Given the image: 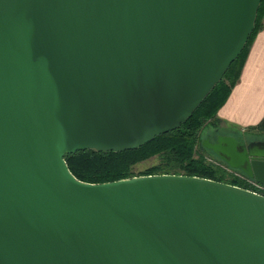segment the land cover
<instances>
[{"label": "water", "instance_id": "water-1", "mask_svg": "<svg viewBox=\"0 0 264 264\" xmlns=\"http://www.w3.org/2000/svg\"><path fill=\"white\" fill-rule=\"evenodd\" d=\"M262 0H0V264H264V196L185 175L85 183L65 156L180 128ZM203 146L264 185V144Z\"/></svg>", "mask_w": 264, "mask_h": 264}, {"label": "trees", "instance_id": "trees-1", "mask_svg": "<svg viewBox=\"0 0 264 264\" xmlns=\"http://www.w3.org/2000/svg\"><path fill=\"white\" fill-rule=\"evenodd\" d=\"M264 30V0L258 9L255 28L241 55L232 63L224 78L204 99L193 116L180 128L157 136L153 141L136 150L124 152L78 151L65 156L72 174L82 182L105 184L138 176L185 175L210 179L251 190L248 184L222 167L207 162L213 156L227 165L212 151L203 146L201 134L207 127H214L217 134L244 135L240 130H227L218 117L220 109L228 101L233 89L240 81L245 63L257 35ZM264 132V119L245 132ZM158 157L161 163L142 172L135 173L137 165ZM241 172V171H239Z\"/></svg>", "mask_w": 264, "mask_h": 264}, {"label": "crops", "instance_id": "crops-1", "mask_svg": "<svg viewBox=\"0 0 264 264\" xmlns=\"http://www.w3.org/2000/svg\"><path fill=\"white\" fill-rule=\"evenodd\" d=\"M218 117L227 128L242 132L264 119V30L254 40L240 81Z\"/></svg>", "mask_w": 264, "mask_h": 264}, {"label": "rangeland", "instance_id": "rangeland-1", "mask_svg": "<svg viewBox=\"0 0 264 264\" xmlns=\"http://www.w3.org/2000/svg\"><path fill=\"white\" fill-rule=\"evenodd\" d=\"M224 128H226L227 130H233V131H238V130H235V129H231V128H227L226 126L223 125ZM242 132V131H241ZM244 133V135H247V136H254L256 138H259V137H264V132H242ZM217 136V132H216V129H214V127H207L201 134V141H204L205 139H208L210 138L211 140H214ZM207 162H211L215 165H218L220 167L223 168V163H221L219 160H217L215 157L213 156H207ZM161 163V160L160 158L158 157H155V158H152L144 163H141L139 165H137L134 169L135 173H142L148 169H150L151 167H154V166H157ZM224 169V168H223Z\"/></svg>", "mask_w": 264, "mask_h": 264}, {"label": "built area", "instance_id": "built-area-1", "mask_svg": "<svg viewBox=\"0 0 264 264\" xmlns=\"http://www.w3.org/2000/svg\"><path fill=\"white\" fill-rule=\"evenodd\" d=\"M222 165L226 171H228L229 173H232L235 177H238L241 180L245 181L248 184V186L252 188L250 191L264 196V185L258 183L254 179L249 178L244 173L239 172L238 170L232 169L228 165H225V164H222Z\"/></svg>", "mask_w": 264, "mask_h": 264}, {"label": "flooded vegetation", "instance_id": "flooded-vegetation-1", "mask_svg": "<svg viewBox=\"0 0 264 264\" xmlns=\"http://www.w3.org/2000/svg\"><path fill=\"white\" fill-rule=\"evenodd\" d=\"M219 135H221V134H217L216 138L214 140H212V141L215 142ZM222 135H225V134H222ZM231 136H234L236 138L241 139L243 142H245L247 144V146L249 144H251V143L264 144V137L256 138L254 136L239 135V134H234V135H231Z\"/></svg>", "mask_w": 264, "mask_h": 264}]
</instances>
